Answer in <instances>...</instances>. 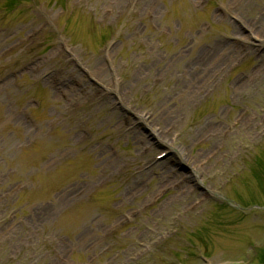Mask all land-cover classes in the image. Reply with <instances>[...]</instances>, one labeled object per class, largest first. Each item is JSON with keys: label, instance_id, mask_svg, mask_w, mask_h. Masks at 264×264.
<instances>
[{"label": "rangeland", "instance_id": "rangeland-1", "mask_svg": "<svg viewBox=\"0 0 264 264\" xmlns=\"http://www.w3.org/2000/svg\"><path fill=\"white\" fill-rule=\"evenodd\" d=\"M0 264H264V0H0Z\"/></svg>", "mask_w": 264, "mask_h": 264}, {"label": "bare ground", "instance_id": "bare-ground-1", "mask_svg": "<svg viewBox=\"0 0 264 264\" xmlns=\"http://www.w3.org/2000/svg\"><path fill=\"white\" fill-rule=\"evenodd\" d=\"M181 182H182V180H181ZM178 183H180V182H178Z\"/></svg>", "mask_w": 264, "mask_h": 264}]
</instances>
